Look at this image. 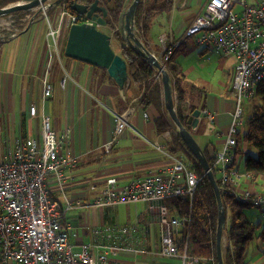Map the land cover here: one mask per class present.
<instances>
[{"label":"crops","instance_id":"crops-1","mask_svg":"<svg viewBox=\"0 0 264 264\" xmlns=\"http://www.w3.org/2000/svg\"><path fill=\"white\" fill-rule=\"evenodd\" d=\"M206 1L172 0L173 5L168 12L154 17L144 41L138 35L137 28L136 35L152 53L159 55L164 48L161 38L165 37L167 43L182 39L184 31L203 12ZM3 19L0 18L1 21ZM19 25L20 29L11 34L4 27L7 25L0 24L2 34L5 31L7 33L3 38L0 34V41H4L0 45V157H3L7 147L14 146L17 139L38 137L41 115H49L51 127L58 135L65 134L71 152L78 156V164L66 171L65 193L54 191L52 180L48 184V190L59 202L63 203L65 196L69 198L71 207L64 211L62 222L68 228L72 249L79 251L82 243L99 241L120 247L107 254L106 264H186L180 253L170 256L159 253L160 213L152 203L137 201L93 206L101 186L94 190L88 187L89 183L100 185L108 177H115L121 185L136 177L153 174L170 164L167 156L157 147L162 146L165 150V142L174 130L162 133L155 131V108L150 105L143 110V106L137 102L141 92L139 87L144 85L131 83L128 78L124 87L120 88L104 68L66 57L61 50L52 52L48 47L47 27L41 18L32 22L26 20ZM117 40L121 49L122 44L126 43L121 36ZM193 45L198 47L194 66L184 69L183 73L189 81L197 84V79L188 77L195 67L203 65L197 59L213 64L221 57L217 59L214 52L194 41ZM190 46L185 45L183 51L190 52ZM113 49L119 51L115 47ZM228 58L232 59V66L223 69L216 64L218 71H215L217 74L213 79L198 77L209 83V88L205 87V106L199 109H209L213 118L209 120L200 112L198 122L192 124L190 132L195 139L200 138L202 144L197 142L210 156L223 149L235 107L232 88L235 60L232 56ZM181 67L183 69L182 64ZM102 72L107 78L97 84ZM44 79L52 86V93L47 99L42 97ZM258 86L264 88V82ZM161 98L163 100L162 88ZM185 103L190 104L189 100H185ZM32 106L36 109L35 116L30 115ZM124 111L129 115L128 125L116 135L111 148L106 150L105 145L115 136L114 115ZM145 111L147 117L144 116ZM244 111H247L248 117L253 107L246 106ZM245 129L241 124L238 132H244ZM239 147L243 154H235L231 165L234 172L231 192H264V177L254 179L244 171L245 152L253 150L245 143ZM167 214L173 213L167 211ZM123 226H128L130 232L123 234ZM224 235L225 229L222 237L225 245L227 239ZM246 259L250 264H264V233L250 241ZM196 264L213 262L200 259Z\"/></svg>","mask_w":264,"mask_h":264},{"label":"built area","instance_id":"built-area-1","mask_svg":"<svg viewBox=\"0 0 264 264\" xmlns=\"http://www.w3.org/2000/svg\"><path fill=\"white\" fill-rule=\"evenodd\" d=\"M28 12V13H27ZM1 25L11 34L19 29V23L41 18L47 27L48 47L57 52L64 30L73 23L91 21L83 14L68 10L64 3L55 0L45 2L26 10L24 13L6 15ZM137 31L135 26V32ZM137 34V33H136ZM2 38L4 35L1 36ZM193 41L214 53L232 56L235 60L232 88L235 107L223 149L214 155L213 166L217 170L221 184L231 190L233 171L230 164L234 160L233 147L236 133L242 123L243 100L253 96L256 88L264 82V0H207L204 10L197 15L184 31L182 39L166 42L159 58L161 63L169 57L180 41ZM60 51V50H59ZM159 75V74H158ZM52 93L51 83L43 80L42 97L47 99ZM209 120L213 114L209 109L200 111ZM35 106L30 115L35 116ZM114 137L105 145L111 148L119 135L127 127V111L115 114ZM144 116L148 114L145 111ZM157 150L164 156L169 153L164 147ZM71 150L62 149L57 132L51 127L50 117L41 115L39 136L17 139L14 146L7 147L0 157V257L2 264H106L108 253H113L118 245H105L98 241L82 243L79 251H74L69 242L68 228L61 217L71 207L69 200L61 203L47 188L54 177L65 179L64 169L73 163L68 156ZM76 162V158L72 162ZM198 174L190 162L174 157L172 163L158 172L136 177L117 186L115 177H108L101 192L95 197L93 206L145 201L152 203L160 213L161 245L159 253L170 256L178 253L175 236L181 226L177 216L168 215L164 199L179 195H191L198 182ZM92 190L96 186L91 187ZM237 199L260 206V216L264 219V198L261 193L244 191L236 194ZM126 233L127 229H121ZM102 248V249H101ZM181 256L185 257L184 254Z\"/></svg>","mask_w":264,"mask_h":264},{"label":"trees","instance_id":"trees-1","mask_svg":"<svg viewBox=\"0 0 264 264\" xmlns=\"http://www.w3.org/2000/svg\"><path fill=\"white\" fill-rule=\"evenodd\" d=\"M18 0H0V6ZM91 2L92 0H63L66 8L75 12L71 5L74 2ZM107 6L108 14L105 19L106 25L102 29L107 33L120 39L117 27L118 15L122 9L129 3V0H100V3ZM61 4V2H60ZM172 0H139L135 9V26L138 29V35L146 39V35L153 23L154 17L159 13L168 12L172 8ZM23 10L12 12L14 14L22 13ZM65 35L61 43L60 50L63 53ZM4 41H0V45ZM186 41H180L173 52L163 61V67L169 74V81L172 85L173 93L177 100L176 112L181 123L190 131L192 121L189 119L195 109L204 107L205 87L194 84L184 75L180 62L177 60V50L186 49ZM205 49V48H204ZM202 51V50H200ZM204 51V50H203ZM202 51V52H203ZM127 62V73L131 83L144 85L139 87L140 95L137 98L139 105L145 107L152 105L157 116L153 118L155 131L162 133L164 131L174 130L171 134V140L165 142V150L173 156L181 159H189L192 162V168L198 174V182L192 195H179L164 199L163 204L167 211L173 213L181 221V226L175 236L177 251L180 254H190L198 258H212L214 264H218L216 256V230L218 209L217 200L213 187L205 174L202 166L196 160L191 150L179 136L177 129L169 117L161 98V82L157 69L146 59L134 52L128 44H122L119 53ZM97 70V68H96ZM107 75L102 72L97 84L103 82ZM143 87V90H141ZM259 97L258 104L253 106V112L248 117L246 129L244 132L236 133V144L233 147V153L243 154L240 144L245 143L253 151L248 150L244 155V171L250 174L254 179L264 177V88L258 86L254 95ZM185 100L190 104L186 105ZM123 109V108H122ZM204 155L212 166L213 173L219 184V175L214 168V157L210 156L206 149H203ZM235 160V159H234ZM233 162L230 164L233 165ZM264 198V192H262ZM221 199L226 215L225 235L226 245L222 248L223 264H250L246 259V249L250 241L255 237H260L264 233V226L261 222L253 221L249 217L251 208H257L249 202L237 199L236 194L230 190L221 187ZM0 264L1 257H0Z\"/></svg>","mask_w":264,"mask_h":264},{"label":"water","instance_id":"water-1","mask_svg":"<svg viewBox=\"0 0 264 264\" xmlns=\"http://www.w3.org/2000/svg\"><path fill=\"white\" fill-rule=\"evenodd\" d=\"M45 1L46 0H18L9 2L0 7V16L19 10L26 11ZM60 1L62 0H55L56 3ZM138 2L139 0H132L130 4L124 7L119 13L118 31L123 41L130 45L135 53L146 59L157 69L162 81L164 107L177 128L179 136L191 150L196 160L200 163L213 187L218 209L216 256L218 264H223L221 241L226 225V216L221 199V190L215 179L212 167L204 155L203 149L177 116L174 105L173 89L169 81L168 72L155 54L152 53L146 47L144 42L136 35L134 13ZM71 7L75 12L85 14L91 21L73 23L68 27L63 48L64 55L78 61L104 68L108 76H110L120 88H123L128 79L126 59L113 49L111 45V34L101 29L102 26L106 25L105 19L108 13L107 9L104 6L99 5L97 0H93L90 5L75 1ZM99 11L101 14L98 13ZM199 115L200 109H195L189 117L193 125L197 124Z\"/></svg>","mask_w":264,"mask_h":264},{"label":"rangeland","instance_id":"rangeland-1","mask_svg":"<svg viewBox=\"0 0 264 264\" xmlns=\"http://www.w3.org/2000/svg\"><path fill=\"white\" fill-rule=\"evenodd\" d=\"M128 4H130V2L128 3ZM126 7V6H125ZM25 11H23L22 13H24ZM1 17H4V19H7L6 18V16H0V18ZM3 19V20H4ZM102 29H105V28H102ZM8 30V29H7ZM67 30H68V27L65 29V33H66V35H65V39H66V36H67ZM9 31V30H8ZM0 34H2V31H0ZM7 33H6V31L5 32H3V34L2 35H6ZM111 34V36H112V38H111V45L113 46V47H115L117 50H119L118 52H120L121 51V49H120V46L117 44L118 43V40H117V38L113 35V33H110ZM1 35V36H2ZM157 35V34H156ZM156 35H153L155 38H156ZM62 40H63V37L61 38V43H62ZM185 41H187L186 42V45H191L190 46V52H184L183 51V49L184 48H180V49H178L177 50V55H176V58H177V60L178 61H180L181 62V64H182V66H183V69L182 70H184V69H186V68H189V67H193L194 66V58L196 57V55H195V51H196V49L198 48L197 46H194L193 45V39L191 38H188V39H186ZM60 47H61V45H60ZM59 50H60V48H59ZM58 50V51H59ZM117 52V53H118ZM186 53V54H185ZM161 54L162 53H160L159 55H156L155 54V56L159 59L160 58V56H161ZM219 56L221 57L220 58V60H217L216 62H214L213 64H211L210 62H208V61H205V60H199V59H197L198 60V62L200 63V64H203V65H201V67H195L194 68V70L192 71V73L190 74V75H188V77L189 78H193L194 80L195 79H197V80H195V82L198 84V85H202V86H204V87H206V88H209V83L208 82H204V80H202L201 78H207V79H213L214 78V76H216V74H217V72H215V71H218L217 70V68H216V64H219L223 69L225 68V67H228V68H230L231 66H232V59L231 58H228V56H226V55H223V54H221V53H219V52H216V53H214V57H216L217 59L219 58ZM157 77H159V80H160V82H161V87H162V81H161V76H160V74L158 75H156ZM198 77H201V78H198ZM174 94V93H173ZM250 102H252V104H250ZM258 102H259V97L255 94V95H253V96H247V97H245L244 98V100H243V104H242V106H243V108L245 109V107L246 106H251V108L253 107V105H255V104H258ZM176 103H177V100H176V98L174 99V104H175V108H176ZM186 105H187V103H185ZM121 113V112H120ZM247 111H244V113H243V118H242V122L243 123H241L242 124V126L243 127H246V125H247V120H248V117H249V115H248V117H247ZM246 115V116H245ZM240 124V125H241ZM239 125V126H240ZM56 131V130H55ZM238 132V131H237ZM40 134V133H39ZM64 135L65 134H63V135H58L59 136V138L61 139V142H62V147H63V149L65 150V148L67 147V149L69 150H71V148H70V144H69V142H67V140L65 139V137H64ZM39 136V135H38ZM171 138V137H170ZM169 140H171V139H168L167 138V141H169ZM196 141L198 140V142H200L201 144H202V141L200 140V138L198 139V137H196V139H195ZM199 144V143H198ZM200 145V144H199ZM169 153V152H168ZM5 154V153H4ZM3 154V155H4ZM65 155L66 156H68V158L70 159V162L71 163H73V165H70V166H68V167H66L65 169H64V172H65V179L62 177L61 179L59 178V179H57L56 177H54V181L52 180V182L54 183V185H55V188H54V191H56V192H59V194H62V193H65V186H66V171L69 169L70 170V168H72V167H74L75 166V164H78V156L77 155H75L73 152H71L70 154H66L65 153ZM72 156H73V159L74 158H76V162L74 163V161L72 162ZM241 156V155H240ZM174 157L175 156H173L172 154H170L169 153V156L167 157L168 158V160H169V162L168 163H172L173 162V160H174ZM214 157V156H213ZM183 160H187V159H183ZM187 161H189L190 162V165H191V167H192V162L188 159ZM165 167V166H164ZM212 167V166H211ZM163 167H161L160 169H162ZM160 169H158L156 172H158ZM213 170V169H212ZM155 172V173H156ZM218 173V172H217ZM219 175V174H218ZM233 177H234V173H233ZM233 177H232V179H233ZM50 181V180H49ZM48 184H49V182L47 183V188H48ZM123 184H125V183H123ZM123 184H121V185H123ZM120 184H118L117 183V186H121ZM219 187H220V190H221V187L222 188H224L225 190H227L226 189V187L225 186H223L222 184H221V181H220V177H219ZM92 186H96V188L98 189V187H100V192H101V189H102V186H103V183L102 184H100V185H97V184H92V183H89L88 184V187H89V190H92ZM231 188V187H230ZM231 191V190H230ZM262 194V193H261ZM64 195V194H63ZM192 195V194H191ZM190 195V196H191ZM57 200V199H56ZM65 200H69V198L68 197H66L65 196ZM255 208V207H254ZM226 216V215H225ZM249 217L253 220V221H259V222H261V224H262V226H264V219L263 218H261V216L259 215V213L257 212V210L256 209H253V208H251V210L249 211ZM61 219H62V221H63V216L61 217ZM123 228H126L127 229V231H126V233H128V232H130V229H129V227L128 226H123L122 227V229ZM122 233L124 234L125 232H123L122 231ZM225 236V239H227L226 238V235H224ZM99 242V241H98ZM226 243H227V240H226ZM226 245V244H225ZM224 245V243H223V241H221V251H222V248L225 246ZM180 255H182V254H180ZM184 260H185V263L186 264H196L200 259H206V260H210V261H212L213 262V259L212 258H198V257H195V256H191L190 254H186V253H184ZM213 264H214V262H213Z\"/></svg>","mask_w":264,"mask_h":264},{"label":"flooded vegetation","instance_id":"flooded-vegetation-1","mask_svg":"<svg viewBox=\"0 0 264 264\" xmlns=\"http://www.w3.org/2000/svg\"><path fill=\"white\" fill-rule=\"evenodd\" d=\"M98 1V4L99 5H101V6H104L106 9H107V6H106V4H104V3H102V1H101V3H100V0H97ZM61 3H63V0L62 1H60ZM60 2H58V3H60ZM93 2V0L91 1V2H86L85 4H87V5H90L91 3ZM128 5V4H127ZM126 5V6H127ZM0 7H2V6H0ZM107 12H108V9H107ZM99 14H101V12L99 11L98 12ZM108 14V13H107ZM85 17H86V15L85 14H83ZM134 18H135V14H134ZM104 27V26H103ZM106 29H107V27H105ZM117 29H118V26L116 27ZM111 33V32H110ZM120 34V33H119ZM121 36V35H120Z\"/></svg>","mask_w":264,"mask_h":264}]
</instances>
